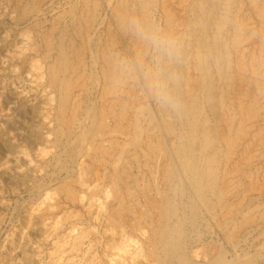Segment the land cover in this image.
Instances as JSON below:
<instances>
[{"label": "rangeland", "instance_id": "obj_1", "mask_svg": "<svg viewBox=\"0 0 264 264\" xmlns=\"http://www.w3.org/2000/svg\"><path fill=\"white\" fill-rule=\"evenodd\" d=\"M20 1L21 0H0V264H91V262L92 264H155L154 261H152V259H150L145 254L147 253L146 243L150 236V228L147 224H140V226H137L136 224L138 223L134 221L135 219L132 215L121 217L117 225L112 223V217L114 215L113 211L116 205L113 192L111 191V182L114 178H112L110 175L115 168L112 165L117 161L116 153L114 151H110L106 159L107 163H104L100 166L98 162H95L96 160L95 157H93L94 153L91 149L92 147L90 143L86 141L84 142L82 139H80V137H82L85 132H87L85 129H88L90 126L91 119L94 118L95 115V117H97L100 107L102 108L104 104H109L110 102L108 100L110 98H106L105 101H102L101 98L103 90L101 87V83H103L101 82L103 80L102 73L99 68L101 65L99 64L101 63V60L99 58V54L98 57L96 54L102 49L104 45L102 43H105L111 37H115L117 42L116 46H118L120 49L123 48L122 50L129 53H133L135 51H133L132 40L122 31H120L119 22L121 21L120 19L122 16L128 10L140 8L139 0H121L123 3L125 2L126 5L119 0H89L92 1L91 4L86 2L85 5L80 4L83 3V1L85 3V0ZM142 1L143 0H140V2ZM148 1L151 4L149 10H152L154 15L153 18L157 19L162 24L164 15L167 13H169V15H173L172 17L178 20L177 24H180L179 20L181 17L187 18L186 16L189 15V12L191 13V0H183L181 1L182 4L180 0ZM237 1L234 2L237 4L240 3L236 5V10L240 8L238 9L240 10L238 13V19L244 20V27L247 29L248 33L250 32L249 37H251V33L254 35L253 43L252 40H247L243 45L244 47H242L243 49H246L244 50L245 53H251L252 51L254 52L253 61L256 59L257 62H259V66L262 63L260 71L264 73V40L261 39L263 36L260 34L261 31L264 34V25L262 26L259 23V20L256 19V16H252L254 13L251 11V7L249 9V5H247L249 2L248 0ZM119 2H121L120 4L122 6L117 4ZM17 4L19 6H17ZM257 4L259 5L258 7L262 5L261 8L263 7L262 11L264 17V0H258ZM163 6L164 9H162ZM24 9L27 11L25 15L22 14L23 12H20L24 11ZM84 9H91L92 11L90 10L89 14H87L88 10L86 11ZM163 10L164 12L167 10L168 11L167 13H164ZM77 13L81 14L79 15L80 17H78ZM174 13H176L177 16ZM84 16L88 19L90 18L91 22L88 19V22H86L87 20ZM191 16L192 14L189 17ZM82 18L85 19V22ZM117 18L118 20H116ZM174 18L173 22L176 24ZM77 23H80L81 26H85L84 24L89 23L88 27L90 29L91 36L87 37L89 41L84 39V41L86 40L84 42L80 35L78 37V35L75 34V25ZM73 26L74 28L72 29ZM50 27L56 29H53L55 34H53ZM107 28L110 29V31ZM60 29H62L63 32ZM182 29L183 27L181 26L179 30ZM57 30L59 31V34ZM71 31H74L73 33L75 34V37ZM23 32L24 34H22ZM48 32H50L51 35L55 37L53 38V42L51 44L53 47H57L59 42L61 43L63 40L62 44L64 48L66 47V53L69 55L68 59L71 61L74 58L71 61L72 64L76 63L75 55L78 53L77 49L80 50L79 48H81L79 53H83V56L81 57L82 60L85 61H82L81 63L82 68H79L81 66H78L79 72L76 70L75 74L69 75V81L73 82L75 78V80H77V82L74 81V83H76L71 89L69 96L70 101L68 100L67 103V108L72 110V114L75 110V113L72 115L75 119L70 118L72 117L71 114L69 115V113H71L70 110H67V113L65 111L61 116L58 111V94L52 87L50 88V86H48L49 84L46 81L47 78L45 76V69L47 67L42 53L46 49L45 43L47 42V39L49 36L51 37V35H49L50 33L48 34ZM22 35H26V38ZM43 36L48 38L45 39ZM92 37H94V39ZM77 38L82 41L78 42L79 39ZM97 40L98 44L96 43ZM43 42L45 44L44 50H42L44 46ZM68 43L72 46V48ZM81 43L85 45L83 46ZM260 44L263 45L261 46ZM253 45H255V48ZM70 49H72V52ZM75 51L76 54H74ZM54 55L55 54L53 52V56ZM91 55L93 57H91ZM91 63H95V67L92 66L94 64ZM84 75L89 77L86 78ZM85 78L89 80L87 81ZM215 80L216 76L214 78V81ZM80 83L83 84V87L79 86ZM132 92L135 94L133 96L137 99L135 102L136 105H130L131 108L129 107L128 119L126 122H124L125 124H130V119L133 116L137 117L136 114L139 115L140 113L138 117V119L140 118L139 123H141V127H144L143 125L146 124V118L143 114L144 112L142 108L138 106L139 103L136 92ZM77 93L79 95H76ZM77 96H79V98H77ZM261 98L262 97L258 99V101H260L258 102L259 104H257L258 108L255 115L258 117V119H253L254 124L251 123V127L253 125V140H251L249 134V137L241 141V144H246L245 146L250 152V156L253 158L250 157L251 160L249 162L246 160L244 161V159L241 160L239 154L237 155V153H235L234 157H232L230 160V165L236 162L240 166V172L243 171L245 173L243 175L240 174L237 176L239 187H236L237 190L235 189L233 192L234 195H228L226 199V209L228 208V205L233 207L232 205L234 204V207H236L232 211L234 216L229 217L232 222L231 224L229 222L226 229H224L225 227L221 228L219 227L217 220H215L216 218L214 215L211 213L208 215L207 210L200 209L199 215L201 216L198 218L199 225L192 228L190 226L186 227V231H189L186 232V236L188 235L187 237H189L188 239L190 240L189 241L186 239L188 240L186 241L187 264H210L209 262L217 253H221L224 257V264H264V216H262L264 215V189H262L264 188V183L263 180L260 179L262 178V169L264 167V110H261L264 109V98ZM74 99L79 106L75 104ZM78 101L80 104H78ZM71 102H73V104ZM260 104L262 105V108L259 107ZM69 106H72L74 109ZM76 108L79 111H77ZM137 108H139V111H136L138 110ZM86 109L89 110L86 111ZM157 110L158 109L150 113L153 114L154 117H157L159 116L158 112L156 113ZM83 111L85 112V115ZM88 111L90 113H87ZM204 111L205 116L210 119V116L208 115V108H204ZM66 114L68 118L66 117ZM61 117L63 118V121ZM65 118H67V120L70 119V121L68 120L70 125L64 124V121L67 122ZM56 120H61L62 123L58 124L59 122L57 123ZM79 120L80 123H83L82 125L79 124ZM111 120L112 119L108 121V125H110V127H112L111 124L114 123ZM77 121L78 124H76ZM72 122L73 124H71ZM81 128H83V130ZM63 129H68L70 131L67 130L65 132ZM128 131L127 133L130 135V129H128ZM70 133L73 134L69 136ZM126 137H119L117 142L125 143L128 141ZM75 139H79V143L82 140V143L79 144ZM251 141L253 143L255 141V143L253 144ZM80 145H82L81 148L78 147ZM87 147H89L90 150H88L89 148ZM85 151L88 154H85ZM73 152L74 154H72ZM79 152L82 154L78 155ZM133 156V150L129 149L128 155L124 158H127V161L122 159V162H126L129 164V168H131V171L129 169L130 176L132 177L134 175L133 178L136 177L135 179H138L137 183H139L142 187H146L147 185H150V187L153 185L154 188L155 186L159 187L161 184L158 172L159 169H161V163L157 162V166H160L159 169L157 166H155V164L151 163L152 166H150L152 167V171L147 170L143 172L144 168H142L140 165L143 160L139 159V165H132ZM232 159L234 161H232ZM60 163L62 165H60ZM153 168L154 171L156 170V173L153 171ZM76 183H78V186ZM63 184L71 186V191L74 195L76 194L74 196L75 200L73 199L69 201V199L61 191L60 187L63 186ZM109 190L112 193H110ZM152 197H154L153 194ZM185 198L186 201L184 200V203L187 204L188 196ZM138 200L137 201L140 203L142 210H145L144 206H146V198L141 199L140 197ZM223 210L224 211L219 210V212L226 214L225 208ZM242 214L251 215L252 221L248 225H245L241 228L239 227L238 229L237 224L239 226V220L241 222L245 216ZM131 222H133V224ZM228 230L229 232L230 230L233 231V240L231 239L232 241L227 240ZM197 234V238H194V236ZM79 240L81 241L79 242L78 247H76L77 250L76 248L74 250L72 244L78 243ZM70 248L74 251H70ZM57 249L59 251H57ZM253 257L255 258L253 259Z\"/></svg>", "mask_w": 264, "mask_h": 264}, {"label": "bare ground", "instance_id": "obj_2", "mask_svg": "<svg viewBox=\"0 0 264 264\" xmlns=\"http://www.w3.org/2000/svg\"><path fill=\"white\" fill-rule=\"evenodd\" d=\"M22 1L23 0H21L20 2H22ZM119 1H121V0H119ZM150 1L152 2V0H150ZM181 1H183V0H180V2ZM191 1H192V3H191L192 6L190 9L191 13L189 12V15L186 16L187 18L181 17V19L179 20L180 24H177L178 20H176L174 17H172L173 15H171V14L169 15V13H167L168 10L165 12L163 10L164 13H167L164 15L163 24L166 26L174 27L177 30H179L182 26L183 29L179 30V31L192 29L193 45L198 47L201 43H203L206 40L207 37H206L205 33L196 31L197 20L200 19L202 17V15H205V14L210 17L215 12V10L220 6L221 0H191ZM234 1H237V0H231L232 6L236 10V8H237L236 5H238L240 3L237 4ZM248 1L249 2L247 5H249V9L251 7V11L254 13V15H252V16H256V19H258L259 23L263 26L264 25V19H263L264 17H263V11H262L263 7L261 8L262 5L260 7H258L259 6L257 4L258 0H248ZM86 2H89L91 4L92 1L85 0V3L83 1V3H80V4L85 5ZM121 2H119L117 4H120ZM123 4H125V2ZM139 4H140V8L146 9V10H149L150 5H151L148 0H143L142 2H140V0H139ZM181 4H182V2H181ZM25 5H27V4H25ZM188 5H189V3H188ZM17 6H19V5L17 4ZM116 7H118V6H116ZM25 9H24V11H20L21 13L23 12L22 13L23 15H25V13H27V11H25ZM27 9H29V8H27ZM162 9H164V6ZM238 9H240V8H238ZM84 10L87 11L88 9H84ZM90 10H88L87 14H89ZM123 10H126V9H123ZM237 10H236V14H237V17H239L238 13L240 10H238V11ZM80 13H81V11H80ZM174 14L176 15V13H174ZM191 14H192V16L189 17ZM79 15H81V14H78V17H80ZM85 16H87V15H85ZM85 18H86V20L88 19L87 17H85ZM92 18H94V17H92ZM173 18L175 19L174 21H176V24H174ZM82 19H83V21L85 20L84 18H82ZM80 20H81V18H80ZM88 20H90V18ZM88 20L86 22H88ZM116 20H118V18ZM77 21H78V19H77ZM239 21L242 23V25H245L244 20H239ZM75 22H72V23H75ZM81 22H82V20H81ZM90 22H91V20H90ZM80 23H77L75 25V28H76L75 34L78 35V37L80 35V37H82L83 41H84V39L88 40L87 37L90 36V29L88 27L89 23L88 24L83 23L85 26H81ZM57 24H58V22H57ZM119 24H120V22H119ZM59 27H61V26H59ZM73 28H74V26L72 27V29ZM51 29H52V32H53V29L56 30L55 28H51ZM60 30L62 31V29H60ZM108 30L110 31V29H108ZM108 30H106V31H108ZM71 32L73 33L74 31H71ZM49 33L50 32H48V34ZM22 34H24V32ZM46 34H47V32H46ZM53 34H55V33L53 32ZM58 34H59V31H58ZM75 34H74V37H75ZM260 34L263 36V38L261 37V39L264 40V34L262 33V31L260 32ZM49 35H51V33ZM22 36L26 38V35H22ZM67 36H68V34H67ZM253 36H254L253 33H251V37L248 38V41L252 40V43H253ZM40 37H42V36H40ZM60 37H62V36H60ZM46 38H48V37H46ZM53 38H55V37H53V35H51V37L49 36V38L47 39V42L45 43L46 44L45 50H44L45 44L43 42L44 46H43L42 50H44L45 52L43 51V53L42 52L41 53H42L44 61H46V67H47V68L45 67L46 68L45 69V76L47 78L46 81L49 85L47 83L46 84L48 86H50V88L52 87L54 89V91L57 92V94H58L57 99L59 98L58 99V101H59L58 111L62 116L65 111H66V113H67V110H70V112L72 111L71 109L67 108V103L69 100L71 89L75 86L74 84L77 82V80H75L76 78L74 79V81H76L75 83H74L73 79H72L73 82L69 81V78H70L69 75L75 74L76 70H78V72H79L78 66H81L82 61H85V60H82L81 56H83V53L82 52H81V54L79 53V51H81V48H79L80 50L77 49L78 55L76 54V51L74 52V54L77 55V56L75 55L76 63L72 64L71 61L74 58L71 61L68 59L69 55H67V53H66V49H65L66 47L64 48V46L62 44L63 40L61 41L59 39L61 41V43L59 42V45H57V47L53 43V45L55 46V47H53L51 45L53 42ZM92 38L94 39V37H92ZM66 39H67V37H66ZM72 39H73V37H72ZM77 39H79V38H77ZM98 40L96 42L97 44H98ZM81 41L82 40L79 39L78 42H81ZM116 43L117 42L115 40V37H111L105 43H102V44H104L103 47L101 46L102 49L99 50L98 53L96 52L97 53L96 56L98 57V54H99V58L101 60V63H99V64H101L99 68H100V71L102 73V79H103L102 81L100 79V81L103 82V83H101L102 84L101 87L103 89L102 90V96H101V94H100V96L102 98V101L103 100L105 101L106 98H110V99H108L110 102H109V104H104V106H102V108L100 107L99 112L97 113L98 114L97 117H95L96 116L95 115L94 118L91 119V122H90L91 124L89 123L90 126L88 127V129L87 128L85 129V127H84V129L87 130V132L84 131L85 134L82 137H80V139H82L84 142L86 141V142L90 143V145L92 147L91 149L94 153L93 157H95V160H96L95 162H98L100 164V166L103 165L104 163L105 164L107 163L106 159H107V156H108L110 151H114L117 155V158H116L117 161L114 162V164L112 165L115 168L113 169V172L110 175L112 178H114L112 180V182L111 181L110 182L112 183V190L111 191L113 192V197H114V201H115V205H116L114 208V211H113L114 215H113V217L111 216L113 218V221L110 219L112 221V223L114 225H117V223L120 221L121 217H124L126 215H132L133 218L135 219L134 221H136L138 223V224H136L137 226H140V224H147L148 227L150 228V236H149L147 243H146L147 253H145V254L150 259H152V261H154L155 264H187L188 261L186 258V241L189 240L188 239L189 237H187L188 235L186 236V232L188 231V230L186 231V227L190 226L192 228V227H196L197 225H199L198 224V218H199V216H201V215H199L200 209L207 210L208 215H209V213L214 215L216 218V219L215 218L214 219L217 220L218 225L221 228L225 227L224 229H226L229 222H230V224L232 222L229 217L234 216L232 211L236 207H234V204H233L232 205L233 207L228 205V208L226 209V207H227L226 206V204H227L226 199H227L228 195L233 194L236 187L238 186L239 182L237 181V176H239L240 174L243 175L245 173L243 171L240 172V170H241V169H239L240 166L236 162L232 163V165H230L231 164L230 160L232 157H234L235 153H237V155L239 154V157L241 158V160L244 159V161L246 160L248 162L251 160L250 159L251 156L249 154L250 152L248 151L247 147L245 146L246 144L245 145L241 144V141H243L245 138L249 137L248 136L249 134H250L251 140H253V130H252L253 125L251 127V123H253V119H258V117L255 116L257 108H258L257 104H259L258 102L260 101V100L258 101V99L260 97L264 98V73L260 71L261 70L260 67H261L262 63L259 66V62H257L256 59L253 61V53L254 52L252 51L251 53H245L244 50H246V49H243L244 46L243 47L241 46L240 48H238L237 50L232 52V56L230 53L227 65L209 67L207 69V78L206 79L202 78L201 74L194 67H192V66L186 67L184 69L185 84H184V87L182 88V94L185 97V102L187 105V110H186L184 117L181 119H175L173 117H170L167 113L160 111L159 109L156 111V113L158 112V114H159V116H157V117H154L153 114H151L153 111L148 115H145L142 112L145 115L146 124L143 125L144 127H141L140 126L141 123H139L140 118L138 119L140 113H139V115L135 113L137 117L130 116V117H132L130 119L131 121L129 122L130 124H125V122L128 119V116H129L130 105L135 104V102L137 101L136 97L133 96L135 94H133V92H132L135 90L130 91L128 93V95H126V96H120V97H115V96L109 95L105 91L104 81L106 78V65H105V61H104V52H105L106 48H108L110 45H116ZM131 45H132V43H131ZM255 45H253L254 48H255ZM69 46H71V45L69 44ZM256 46H258V45H256ZM78 47H79V45H78ZM86 47H87V45H86ZM71 48H72V46H71ZM131 48H129V49H131ZM97 49H96V51H97ZM70 50L72 52V49H70ZM88 50H89V48H88ZM90 50H92V49H90ZM134 50H135V46L133 44V51ZM94 51H95V49H94ZM53 52L55 54L54 56H53ZM259 54H261V53H259ZM259 54H258V57H259ZM91 57H93V56L91 55ZM254 58H256V57H254ZM263 58H264V56H263ZM259 59H260V57H259ZM97 61H98V59H97ZM91 64H94L92 66L95 67V63H91ZM85 65H86V63H85ZM37 68H38V66H37ZM79 68H82V66ZM84 68H85V66H84ZM233 68H234V70H233ZM100 71H99V73H100ZM89 73H90V71H89ZM77 75H78V73H77ZM84 76L86 77V75H84ZM100 76H101V74H100ZM215 76H216V80L214 81ZM88 77H86V78H88ZM80 78H82V77H80ZM79 80H81V79H79ZM86 80L88 81L89 79H86ZM81 83H83V82H81ZM81 83L79 84V86L83 85ZM90 84H93V83H90ZM82 87H81V89H82ZM76 95H79V94L77 93ZM77 98H79V96H77ZM77 98H75V99H77ZM71 99H73V98H71ZM75 99H74V102H75ZM79 101H78V104H80ZM71 103L73 104V102H71ZM104 103H106V102H104ZM46 104H48V103H46ZM75 104L77 105V102H75ZM262 105H263V103H262ZM262 105L260 104L259 107H261ZM77 106H79V105H77ZM69 107H72V106H69ZM88 108H90V107H88ZM204 108H206V109L208 108V112H209L208 115L210 116V119L207 118V116H205ZM72 109H74V108L72 107ZM137 109L138 110H136V111H139V108H137ZM76 110H77V108H76ZM87 110H89V109H86V111ZM258 110H260V109H258ZM261 110H264V109H261ZM77 111H79V110H77ZM74 113H75V110H74L73 114ZM83 113L85 115L84 111H83ZM87 113H90V112L88 111ZM70 114H71V116L73 115L72 112L69 113V115ZM93 114H94V112H93ZM143 114H141V115H143ZM259 116H260V114H259ZM64 117H65V115H64ZM66 117H67V114H66ZM82 117H84V116H82ZM261 117H263V116H261ZM67 118H65V119L67 120ZM70 118L75 119L74 116H72ZM79 118H81V117H79ZM72 119H71V121H72ZM110 119H112L111 121L114 122L111 124L112 127H110V125H108L109 124L108 121H110ZM68 120L70 121V119H68ZM68 120H67V122L64 121L65 125H70ZM82 120H83V118H82ZM88 120H90V119H88ZM62 121H63V118H62ZM56 122L57 123L59 122L58 124L62 123L61 120L60 121L56 120ZM43 124H44V122H43ZM71 124H73V122ZM76 124H78V121ZM79 124L82 125L83 123L82 122L80 123V120H79ZM258 125H259V123H258ZM41 128H38V129H41ZM70 128H71V126H70ZM81 129L83 130V128H81ZM128 129H130V131H131L130 135L127 133ZM67 130L68 129H66L64 131L66 132ZM68 131H70V130H68ZM257 133H260V132H257ZM72 134L70 133L69 136ZM46 135H48V134H46ZM122 136H125V137L127 136L126 139L128 141H126L125 143H123V142L118 143L117 142L118 138L122 137ZM261 136H263V135H261ZM56 138H58V137H56ZM44 139H46V138H44ZM75 140H77V142H78L79 139H75ZM82 140L80 141V143H82ZM247 141H249V140H247ZM258 141H256V142H258ZM52 142H54V141H52ZM55 143H57V142H55ZM254 143H255V141H254ZM81 146L82 145H80L78 147L81 148ZM249 146H251V145H249ZM87 148H89V147H87ZM129 149H132L133 154H134V156L132 157V161H133L132 165H134V164L139 165V162H140L139 159L143 160L140 163L142 168H144L143 172L147 171V170L152 171L151 163L155 164V166H157V162L161 163V169H159L160 166L159 167L157 166L159 169L158 176H160V184H161L159 187L155 186V188H154L153 185H151V187H150V185L149 186L145 185L146 187H142V186H140L139 183H137L138 179H135L136 177L133 178L134 175L132 177L130 176L129 172L131 171V168H129V164H127L126 162H125L126 164L122 162V159H124L128 155ZM76 150H78V149H76ZM88 150H90V148ZM69 151H71V150H69ZM74 152L72 154H74ZM68 153H71V152H68ZM80 154H82V153L79 152L78 155H80ZM85 154H88V153L86 152ZM251 158H253V157H251ZM124 160L127 161V158ZM232 161H234V160L232 159ZM128 162H130V161H128ZM72 163H74V162H72ZM60 165H62V164L60 163ZM98 167H99V165H98ZM154 168H153V171H154ZM246 168H247V166H246ZM61 169H62V167H61ZM129 169H130V171H129ZM78 171H80V170H78ZM244 171H245V169H244ZM94 173H96V172H94ZM155 173H153V174H155ZM155 175H157V174H155ZM83 176H85V175H83ZM94 176H95V174H94ZM149 178H150V176H149ZM250 179H251V176H250ZM260 179H262L263 183H264V167L262 169V178H260ZM78 183H79V181H78ZM78 183H76V185ZM71 184H73V183H71ZM70 187L71 186H68L67 184L66 185L63 184V186L60 187L61 191L65 194V196L69 199V201L73 200L74 196L76 195V194L75 195L73 194V192L71 191L72 189ZM79 187H80V185H79ZM262 189H264V188H262ZM54 190H55V188H54ZM61 191H60V193H61ZM109 192H110V190H109ZM112 192H110V193H112ZM152 194L154 195V197H152ZM187 196H188V202L186 204V203H184V200L186 199L185 197H187ZM140 197H141V199L146 198V206H144L145 210H142L141 205L139 203L140 201L138 200V198H140ZM232 197H235V196H232ZM141 204H142V202H141ZM144 207H143V209H144ZM224 208H225L226 214H224L223 212H219V210L224 211L223 210ZM236 211H237V209H236ZM108 212H110V211H108ZM76 213H78V212H76ZM248 214H249V212H248ZM242 215H245V214H242ZM262 216H264V215H262ZM125 219H126V217H125ZM251 221H252V216L251 215H245L244 218L241 220V222H240V220H239V222L237 221L239 223V226L237 224V228L239 229V227L240 228L244 227L245 225H248ZM131 223L133 224V222H131ZM125 224H126V222H125ZM224 229H222V230H224ZM233 229H231V230H233ZM135 230H137V229H135ZM142 230H144V229H142ZM231 230H230V232L228 230L227 240H231V239L233 240V238H232L233 237V231H235V230H233V231H231ZM111 232H112V230H111ZM137 232H139V231H137ZM197 236H198V234L195 235L194 238H197ZM186 239H188V240H186ZM80 241L81 240H79L78 243L72 244L74 250L76 247H78ZM74 242H76V241H74ZM111 242H112V240H111ZM73 249L70 248V251ZM76 250H77V248H76ZM57 251H59V250L57 249ZM211 251H213V250H211ZM62 253H64V252H62ZM121 253H122V251H121ZM211 253H209V254H211ZM255 257H253V259ZM223 258L224 257L222 256L221 253H217L216 255L213 256L211 261L209 260L210 261L209 263L210 264H224ZM90 261H91V259H90ZM91 264H92V262H91Z\"/></svg>", "mask_w": 264, "mask_h": 264}, {"label": "clouds", "instance_id": "obj_3", "mask_svg": "<svg viewBox=\"0 0 264 264\" xmlns=\"http://www.w3.org/2000/svg\"><path fill=\"white\" fill-rule=\"evenodd\" d=\"M153 16L152 10L142 8L122 16L120 30L132 40L135 51L116 45L105 49V91L120 97L135 90L145 115L159 109L181 119L187 110L184 69L192 66L206 79L207 69L227 65L230 53L244 45L249 33L231 0H221L210 17L205 14L197 20L196 31L207 37L198 47L193 45L192 29L179 31Z\"/></svg>", "mask_w": 264, "mask_h": 264}]
</instances>
